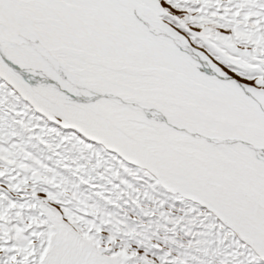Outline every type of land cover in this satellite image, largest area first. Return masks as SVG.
Listing matches in <instances>:
<instances>
[{
	"label": "snow or ice",
	"instance_id": "1",
	"mask_svg": "<svg viewBox=\"0 0 264 264\" xmlns=\"http://www.w3.org/2000/svg\"><path fill=\"white\" fill-rule=\"evenodd\" d=\"M0 264H264V0H0Z\"/></svg>",
	"mask_w": 264,
	"mask_h": 264
}]
</instances>
